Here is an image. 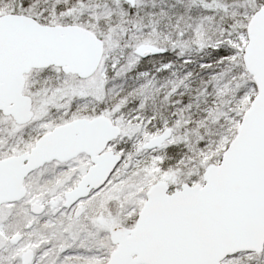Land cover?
Segmentation results:
<instances>
[{"label":"rangeland","instance_id":"obj_1","mask_svg":"<svg viewBox=\"0 0 264 264\" xmlns=\"http://www.w3.org/2000/svg\"><path fill=\"white\" fill-rule=\"evenodd\" d=\"M15 2L0 0V16L8 14ZM235 2L224 0L219 7L226 10L228 18L242 14L249 19L250 14L242 13ZM137 4L154 26L151 37L159 41L157 50L163 44L179 41L182 34L179 38L176 32L183 19L178 5L164 0H138ZM24 5V14L43 9L50 18L72 19L79 26L101 35L105 39V51L90 82L66 75L54 67L33 70L26 76L25 94L35 99L34 118L21 127L0 114V160L28 153L42 136L57 127L98 117H108L121 128L123 137L109 150L122 156V149H128L129 154L102 189L92 192L90 198L73 209H65V195L77 187L86 174L88 157L81 155L68 163L51 162L32 173L25 182L26 197L0 207V264H23V255L29 249L36 252L35 264H107L115 250L110 240V220L134 228L137 215L146 202L144 191L151 184L164 181L171 189H180L183 184H203L200 170L220 164L237 135L242 112L250 107L257 90L248 86L241 98L235 100L234 95L240 93L233 88L236 81L239 85L243 75L232 68L234 61L230 54L210 67L209 76L204 73L196 81L187 80L184 69L179 67L183 61L178 57H171L166 63L159 59L145 62L143 53L154 50L149 40L151 34L137 33L130 37L132 43L120 44L117 41L122 36L120 32L108 35L104 30L106 26L97 25V21L108 22L124 12L118 0H51L49 8H41L43 0H25ZM173 21L175 27H171ZM213 22L214 19L205 16L194 22L195 42L213 40L207 31V25ZM158 25L161 29L156 28ZM110 36L115 39L111 41ZM228 38L231 49L228 53L244 49L247 43L244 37L236 40L229 35ZM205 80L211 86L200 87ZM126 95L135 99L141 113L140 117L128 122L114 109L115 102ZM183 97L188 98L187 103L173 105L178 109V118H185L187 125L193 124L202 134L194 147L188 148L173 135L162 148L144 150L149 140L169 129L167 120L162 122L160 132L144 135L131 145L133 138H138L134 133L140 131L146 114L164 113L171 100L180 101ZM133 162H140L141 167L129 173ZM33 203L43 208V215L32 213ZM77 208L83 210L79 219L75 216ZM88 246L89 254H83ZM222 264H264V250L261 254L239 253Z\"/></svg>","mask_w":264,"mask_h":264},{"label":"water","instance_id":"obj_2","mask_svg":"<svg viewBox=\"0 0 264 264\" xmlns=\"http://www.w3.org/2000/svg\"><path fill=\"white\" fill-rule=\"evenodd\" d=\"M118 1L134 8L138 0ZM158 53L147 50L143 58ZM103 55L104 42L80 26L42 25L21 14L0 16V114L18 126L29 124L34 111L32 98L25 94L27 75L55 67L87 80L99 69ZM243 62L257 94L220 164L207 167L203 184L174 190L164 181L154 184L135 227L112 232L117 249L107 264H222L239 253L263 252L264 8L248 23ZM120 135V128L107 117L77 120L42 136L30 152L1 160L0 207L23 200L27 177L45 164L84 154L93 165L65 195V208H74L102 189L122 162L121 155L109 150ZM171 137L166 130L144 149H160ZM31 208L34 215L43 213L37 204ZM32 260L33 253L27 252L23 264Z\"/></svg>","mask_w":264,"mask_h":264},{"label":"trees","instance_id":"obj_3","mask_svg":"<svg viewBox=\"0 0 264 264\" xmlns=\"http://www.w3.org/2000/svg\"><path fill=\"white\" fill-rule=\"evenodd\" d=\"M24 1L25 0H16V4L14 5V7L9 8V10L7 11L8 14L26 15L34 18L42 25L47 26L79 25V23H76L72 19L66 20L65 18H50L48 13L43 9L33 13L24 14ZM164 1L175 3L181 10V16L183 20L181 24L178 25L180 29L178 28L176 33L178 34V37L182 34V37H179V41L177 40L174 44L169 43L160 46L158 50L164 51L158 56L144 59L145 62L159 59L161 60V63H166L167 61H171V57H178L180 59V62L183 61V65L179 64V67L181 69H184V75L185 77H188L187 80L196 81L201 78L202 74L204 73L206 74V77L209 76L208 73L211 71L210 67L212 65L217 64L219 60L226 59V57H228L230 54V57H232L234 61L232 68L234 70H239L243 75L242 78L238 81L239 85L236 81V86L233 88L235 92L240 93V95H234L235 100L237 98H241V94L246 91L245 89L248 86L256 89L251 76L246 72L244 67V62L242 58L243 49L238 52H235L233 50L232 53H228V50L231 49L228 47L229 45L227 41L229 40L228 36L232 35L236 38V40L240 39V37H244L245 41L247 42V26L249 20L258 10L264 8V0H235V4L241 8V12L246 11L250 14L249 19L242 16V14H239L236 18H228L226 10L222 7H219V5H222L224 3V0ZM50 3L51 0H43V5L41 8H49ZM120 3L123 4L124 7V12H122L120 16L108 22L97 21V25L102 28L106 26L107 29L104 30H106V32H109L107 33L108 35H110V32H112V34H115V32H120L122 36L117 38V41L119 40L120 44L132 43V38L130 37L137 33H142L144 35L151 34V30L154 29V26L149 23V19L145 17V13L142 12L141 8L138 7V4L134 8H131L125 3ZM202 16L214 19V22L212 23L213 25H207V31L212 37V41H208L207 39H199L197 42H195L194 40V22L196 23V20L202 18ZM174 22L175 21L171 23V27L176 26V24L174 25ZM156 28L161 29V26L158 25ZM164 29L165 27L162 28L161 33L164 32ZM97 36L103 41L105 40L101 35L97 34ZM151 36L152 34L149 37L150 45H152L153 49L157 51L156 45L159 44V41L158 39H153ZM113 39L115 38H112V36H110V40L113 41ZM218 44H221L219 48L217 47ZM186 61L188 62V64H186ZM198 73L200 75H198ZM215 73L217 72L214 71V74ZM225 73L227 74V71H225ZM209 84L210 83H208V80H205V83H201L200 87L206 88L211 86V84ZM128 96L129 95H126V97L119 98L115 102L114 106V109L117 110V114L123 116L127 120V122L134 117L141 116V113L138 111L139 108L135 99L130 98ZM32 99L34 102V97ZM180 102L187 103L188 98L183 97L182 99H180V101L177 98L171 100L170 105H168L169 109H167L164 113L152 112V114H146V118L143 121V125L141 126L140 131L138 133H134L135 136L138 135V138L134 137V140L131 142V145L136 143V141L140 140L141 137L144 135L148 136L154 134V132H160L162 122L167 120L170 123L169 129L171 130L174 136L176 135V139L178 138L181 144L183 143L188 148L194 147L196 142H198V140L201 138L202 134L196 131L193 124L187 125V120L185 118L183 120L178 118L179 113L176 106L179 105ZM174 103L176 104V106L173 105ZM243 113L244 111L242 112V115ZM152 120L154 121L153 124L148 125V123H150ZM178 122L179 125H176ZM154 124L156 125V128L152 127V125ZM122 137L123 134H121L120 138ZM122 151L123 159H126L127 155L129 154V150L122 149ZM140 167V162H133L128 171L129 173H133L134 171H137ZM205 170V168L200 170L199 177L201 180H203ZM110 222L112 225L110 227V232H112L116 228L124 227L122 224H116V222H114L113 220H110Z\"/></svg>","mask_w":264,"mask_h":264},{"label":"flooded vegetation","instance_id":"obj_4","mask_svg":"<svg viewBox=\"0 0 264 264\" xmlns=\"http://www.w3.org/2000/svg\"><path fill=\"white\" fill-rule=\"evenodd\" d=\"M104 44H105V42H104ZM158 51V50H157ZM159 52V51H158ZM160 53H158V54H156V55H153V57H155V56H158ZM87 81H89L90 82V78L87 80ZM88 162H87V170H86V173L90 170V157L88 156ZM91 195V194H90ZM88 198H90V196L88 197ZM87 198V199H88ZM86 200V199H85ZM82 202V201H81ZM73 209V208H72ZM80 209V215L79 216H76V214H75V216H76V218L77 219H79L80 217H81V215H82V212H83V210L81 209V208H79ZM77 210H78V208L75 210V212H77ZM43 215V214H42ZM90 246H88L87 248H85V249H87V251H83L82 253L83 254H89V250H90V248H89ZM27 252H32L33 253V260H32V262L30 263V264H35V255H36V252H35V250H32V249H29ZM25 255V254H24ZM24 255H23V263H24ZM39 255V254H38ZM39 257V256H38Z\"/></svg>","mask_w":264,"mask_h":264}]
</instances>
